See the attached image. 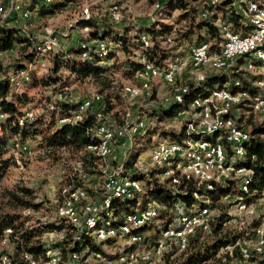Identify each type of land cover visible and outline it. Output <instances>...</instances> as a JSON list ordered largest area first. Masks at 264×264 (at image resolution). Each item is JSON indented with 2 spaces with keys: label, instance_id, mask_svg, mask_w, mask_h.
<instances>
[{
  "label": "trees",
  "instance_id": "trees-1",
  "mask_svg": "<svg viewBox=\"0 0 264 264\" xmlns=\"http://www.w3.org/2000/svg\"><path fill=\"white\" fill-rule=\"evenodd\" d=\"M68 1L70 0H27L23 9L30 12L29 17L33 14L43 17L63 9ZM207 1L161 0V4L159 3V7H157L158 11L161 12V17L151 22V24L135 29L134 32L133 27L129 26L119 30L107 22L100 24L93 16L90 19H80L76 25L79 28H87V37H81L64 48L60 45V48L56 51L43 49L41 40L32 37L24 29L11 25L13 18L0 16V51L10 50L15 44L20 46L18 56L10 66L12 74L8 75L0 61V172L11 161L10 156L4 157L9 151L10 141L13 146L17 143L22 150L21 147L26 146V140L36 139L39 147L48 150L47 152L71 151L74 162L80 161L85 172L91 175H100V169L99 167L97 169L96 161L98 159V165L101 164V157L98 155L97 158L95 153L87 150L88 145L98 141L95 129L99 122H106L107 119L113 120L115 123H111L115 125L122 126L127 117L124 109L123 112L121 111L122 114L120 113L125 100L121 95L120 88L122 85H114V79L107 74L113 68H117L123 71L125 78H132L133 80L135 72L142 65L140 59L137 58H140L143 54L141 41L143 34L148 35L152 43L145 50L146 59L158 66H163L166 62L174 61L175 58L184 55V50L181 49L186 48L183 46L186 42L190 43L189 48L191 45L208 42L210 51L218 52L225 38L221 31L222 25L216 22L217 19L229 26L233 33H241L243 36L251 31L252 27L248 22L247 14L244 15V21H242V16L239 13V5H244V0H219L218 3ZM247 1L250 0H246V6L248 7ZM252 1L264 5V0ZM174 10H178L179 13L175 17L176 23L171 24L165 20L170 17L171 12ZM200 10L209 12V15L199 18ZM180 22L183 25H180ZM111 23L115 22L111 21ZM170 35L175 43L174 51L165 48L163 45V43L166 44V38L168 39ZM98 41L105 46L102 57L97 55ZM260 47L264 49V43ZM117 51L123 54L122 58L117 57ZM136 52L138 55L135 54ZM83 53H85L84 56ZM248 54L237 56L234 66L229 70L206 71L204 78L199 81L187 79L185 84L188 89L184 93L182 101L175 102L167 99L163 105L153 109L151 115L157 119V122L165 117L178 115L180 112L188 110L189 104L195 97L207 96L221 88H226L232 92L247 91L249 96L262 93V88L256 85L255 82L261 80L263 75L250 76L248 69L244 67L249 59L253 60L254 63L256 61V65L260 62H257L258 60L251 54ZM45 57L50 62L49 69L37 75L36 66ZM62 68L67 71V77L58 73ZM22 75L26 77H22ZM28 78L27 83L30 87L39 85L44 88L43 106H41L42 110L38 114L31 110L32 108L25 107L32 101L28 93L26 91L17 93L13 88L21 82L25 83ZM89 78L95 82V92L100 97V100H94L91 104L99 103L102 106L101 113H93L96 107L93 108V111L87 108L82 119L60 122L61 119L72 116L79 104L84 101L83 98H85L84 96L78 101L69 100L66 91L63 89L65 87L63 82L68 80L77 82ZM135 81L137 80L135 79ZM59 93H64L63 97L59 96ZM149 96L153 100L155 92L153 91ZM88 97L90 96L88 95ZM246 99L234 104L228 112V116L235 121L238 127H242L246 134L247 130L249 132V137H247L244 145V156L237 157L233 161L236 167H245L251 170L247 182L248 191L241 188V184L244 183V177L242 176L224 177L226 180L222 182L211 181V184H209L211 186H197L194 183L197 180H186L178 171H172L168 180L180 183L176 186L177 188H174L170 186L167 178L160 179L163 168L141 171L136 166L135 162L141 151L139 145H141L144 136L150 134H158L161 137L160 139L176 140L182 143L188 140L200 139H207L211 142L221 140L220 142L225 145L227 158L229 159L232 156L231 150L221 131L207 133L201 129L190 130V127L186 126L187 119H184L178 130L166 129L158 125L149 128L146 125L141 132L132 135L131 148L123 160V173L142 180L143 190L142 192L141 190L132 191L128 195L112 198L111 209L114 217L133 210L130 209L131 206L146 207L147 205H144L146 200H153L157 205L158 211L154 219L165 227L174 223L182 211L189 212L190 209L205 206L215 210L213 219L209 221V228L206 231H199L188 236L187 239L189 240H187L185 250L179 254H170V258L166 257L165 261H162L163 264H231L232 261H223V258L221 259V256L218 255L220 249L226 247L230 250L229 254L228 252L224 253V257L236 258L238 262L247 261L251 264L255 262V257L259 256L255 253L248 256L243 255L240 245L231 247L241 239L246 238L261 223L260 220L253 218L247 226L248 228L254 226L247 235H245L247 229H240L236 223L235 225L231 224L234 218V215L230 212L231 208L237 203L243 205L256 203L263 196L264 189V119L258 120L255 117L257 114L251 111L247 105L249 98ZM27 112H31L32 116L27 117ZM131 117L133 119L130 120L133 121L136 118L146 116L140 114ZM19 120H21V123ZM189 120L192 126H196L194 119ZM144 130L147 135L142 134ZM72 174L73 177H70ZM76 177L79 178L73 167V171L64 182L65 185L82 187L94 198L101 195L100 192L103 188L101 186L100 189L98 186L100 181L95 188L85 187L76 182ZM5 195L8 196L9 200L7 204L17 211L0 213V241L5 236L4 230L6 228L12 231L6 235V245L0 243V254H8L9 264H29L24 256L25 254L31 255L34 259L43 258L45 250L41 235L51 228H73L69 223L64 222L62 218L42 220L26 212V210L37 212L44 208L50 211L52 208L45 207L42 201L32 202L34 199L33 189L29 187L19 186L17 191L8 190ZM102 196H104L103 193L100 198ZM222 197L231 198L221 200ZM177 202L180 203L181 207L179 206L174 210L173 218L170 220L169 216L172 208ZM145 228L138 229V232L145 231ZM71 234H67V239L59 243L62 259H65L68 250H72L75 246L70 243ZM84 237L82 236V240L86 239ZM52 247H55V245ZM94 247L100 249L98 244H95ZM255 263L261 264L262 262Z\"/></svg>",
  "mask_w": 264,
  "mask_h": 264
},
{
  "label": "rangeland",
  "instance_id": "rangeland-1",
  "mask_svg": "<svg viewBox=\"0 0 264 264\" xmlns=\"http://www.w3.org/2000/svg\"><path fill=\"white\" fill-rule=\"evenodd\" d=\"M25 7V2L27 0H20ZM51 1V0H49ZM112 1L115 3H119L118 5V11L116 17H122V20L118 23H111L109 21V15L111 10ZM214 1V0H213ZM159 3L161 4V0H70L67 2V4L63 7V9L56 11L52 15L43 16L40 17L38 15H31L30 17H23L21 14H26V10L23 9V7H20L19 4H11V8L9 9V14H7L6 17L13 18L11 20V25L20 27L21 29H24L27 31L32 37H35L42 41L43 43V49L45 50H51L56 51L60 48V45L62 48L66 47L67 45H70L71 43L76 42L81 37H87L86 30L87 28H79L76 23L80 19H90L92 16L97 20L98 23H109L112 27L116 29H123L125 26L133 27V32L137 28H141L144 25L151 24V22L156 21L157 18H160V11H158ZM163 4V2H162ZM6 5V0H0V16L4 18V11L2 9V6ZM205 12V11H204ZM179 11L174 10L171 12L170 17L165 20L168 23L174 24L176 23L175 17H177ZM204 17V16H203ZM180 25H183L182 22H180ZM174 27L176 25H173ZM144 35V34H143ZM170 38H166V44L163 43L164 47L167 49H172L174 51L173 47L174 42L172 39V36H168ZM51 39H54L55 42L54 46L51 45ZM189 44L186 42L183 46L186 47L183 53L184 55L182 57H178L176 59H181V61H187L188 59V51H189ZM192 45L190 46V48ZM40 48V47H39ZM20 51V46L15 44L10 50L3 51L0 54V61L2 65L5 67L6 72L8 75L12 74V71L10 70L11 63L14 61V59L18 56V52ZM136 55L137 52L135 53ZM117 57L122 58L123 54L121 52L117 51ZM137 57V56H134ZM113 61V60H112ZM40 64L36 66L37 75L46 72L49 69V60L45 57L44 59L39 61ZM111 63V61H109ZM164 66V65H163ZM257 67L249 68L248 66H244L248 69V74L250 76H260L261 74L264 76V64L258 63L256 65ZM43 71V72H42ZM207 71V70H206ZM205 71V72H206ZM247 71V70H246ZM204 72V73H205ZM60 75L67 77L68 73L65 69L59 70ZM136 73V72H135ZM123 71L121 69L113 68L107 75H109L111 78L114 79V85H122L120 89H122V93L124 94V107L120 110L123 112V109L127 115L126 120H129V113L130 115H140L145 114V116L148 118V125L149 128L153 127L154 125L163 126L164 128L168 129H174L178 130L181 124L183 123L184 119H194L195 115L191 111H185L184 115L180 112L178 115H174L172 117H165L161 121L157 122V119L151 115L153 112V109H156L158 106L163 105L167 100L169 99V92L170 87L167 83H165L160 78H153L151 80L150 88L151 92L149 95L154 91L155 92V98L153 100L150 99V96H147V86H145V83H139V89L140 93L137 96L134 97H127L124 93V87L128 85H133L136 87L137 81H135V74L134 78H125L123 75ZM180 79L184 77L183 72L178 74ZM26 77L25 75H22V77ZM184 79V78H183ZM186 79H191L186 74ZM26 82H21L18 86H14V90L17 93L27 92L28 95L32 98V101L27 104L26 108H32L31 110L35 111L37 114L42 110L41 106L45 97V92L43 86L35 85L33 87H30L29 84ZM65 84L64 91H66V95L69 100L71 101H78L82 97L90 98L88 101L92 103L94 100H100V97L96 94V84L92 79H85L83 81H77L74 82L73 80H68L66 82H63ZM257 85V84H256ZM264 85V84H263ZM263 85H260L261 87H264ZM212 92L209 94L211 95ZM88 95L90 97H88ZM93 98V100H91ZM247 100V99H246ZM249 100V99H248ZM249 102V101H248ZM247 105L250 107L249 103ZM129 112V113H128ZM122 114V113H121ZM256 114V113H255ZM254 114V115H255ZM258 115H255V117L258 120H263L257 117ZM133 119V117H131ZM135 118V117H134ZM143 119L145 117H142ZM1 119V118H0ZM107 119V118H106ZM141 119V118H136ZM107 121L114 122L113 120L107 119ZM132 122V120H129ZM134 121V120H133ZM115 123V122H114ZM114 126H118L115 125ZM145 130L142 132L143 135L145 134ZM127 144L125 146H121L120 144H123V142L119 141L120 139H116L115 142H113V145H110V154L109 156L103 160L101 164L98 165L100 170H105L107 167H111V156L113 153V156L117 159V161L121 160L123 157V160L125 159L126 155L128 154L131 145H132V135L125 136ZM161 137L158 134H150L147 136H144L142 139L141 145V151L139 152L136 160V166L138 170L141 171H149L153 169L154 167L150 163L149 159V150L151 148V145L158 141H162L163 139H160ZM166 140V139H164ZM186 141V140H184ZM183 141V142H184ZM26 149L25 147H21L22 150L19 147L13 146V143L10 141L9 151L4 155V157H11L10 158V164L4 168L0 172V213H6V212H13L16 211L14 208H11L7 203H9L8 196L5 194L8 190L17 191L19 186L29 187L33 189V196L34 199L32 202H40L42 201L45 204V207H52L55 203V199L58 196L59 189L62 184L66 181L69 174L73 171V167L75 168L76 172V162H74V157L72 156L71 151H58V152H47L48 150H45L44 148H40L38 144V140H26ZM170 169L169 167H165ZM172 171H170L168 174H160V179L167 178V175L171 174ZM105 172H100L99 174L94 175L93 177H86V182L88 185H92V187H96L97 183L98 186L101 189L102 181L104 177ZM70 177H73V174L70 175ZM69 177V178H70ZM222 177L230 178L232 177L230 174H227L226 172L222 173ZM241 177V176H237ZM141 184H142V180ZM168 183L171 187L177 188L176 186L180 183H174L171 180H168ZM86 187V186H85ZM142 192V191H141ZM232 197V196H231ZM101 199V198H100ZM229 197L224 198L222 197L221 200H228ZM86 202L90 203H96L97 196L94 198L90 196L87 192V198L85 200ZM138 201V200H137ZM136 201V202H137ZM209 203V201H207ZM139 204V203H138ZM239 204L237 203L235 206L231 208V214L234 215V217H241L242 216V209L246 208L248 205H245L242 209H239ZM254 204V203H251ZM149 205L150 208H153L155 213L158 211L157 205L154 203L153 200H146V203L144 204ZM52 208L50 211L47 209H41L37 212H30L26 210V212L31 213L37 217H39L42 220L50 219L52 218ZM134 208H142L140 205L131 206L130 209ZM255 209L253 211V217L250 218L246 224L247 229L245 231V235L250 231V228H248V223H250L253 218H256L257 220L261 221V215L262 211L264 210V189H263V196L259 198V200L255 203ZM47 210V211H46ZM17 212V211H16ZM208 214L212 218L215 214V210L213 208H209ZM160 222L158 220H155L145 228V231H147L148 228H152V231H149L148 235H155L157 234V229L160 226ZM231 224L235 225V221H231ZM261 224V223H260ZM260 224L256 226L253 231L249 235H253V237L257 236L258 234H261L264 232V230H258L256 229L260 227ZM195 234V233H194ZM248 235V236H249ZM246 236V237H248ZM244 239V238H243ZM241 239L238 241L240 246H243V242ZM154 238L150 236V244H152ZM251 240H255V238H252ZM250 240V243L253 241ZM105 245L102 246V249L107 252L110 255H114L115 252H121L124 245L121 241H115L113 243L105 242ZM109 244V245H108ZM142 247H139L141 249ZM220 249L218 252V255L221 256V259L223 258V261L226 260L227 257H224V253L228 252L230 249ZM239 263H247V261L239 262ZM157 264H163L162 261H159ZM232 264V263H231Z\"/></svg>",
  "mask_w": 264,
  "mask_h": 264
},
{
  "label": "bare ground",
  "instance_id": "bare-ground-1",
  "mask_svg": "<svg viewBox=\"0 0 264 264\" xmlns=\"http://www.w3.org/2000/svg\"><path fill=\"white\" fill-rule=\"evenodd\" d=\"M247 2H248L247 18H248V22L251 25L252 29L248 34L243 35L242 37H251V35L255 33L258 29H264V5H260L258 2H255L252 0L247 1ZM109 11H110V14H115L117 16L116 13L118 11V5L112 4L111 10ZM26 14H27V11H26ZM252 17H255V21H252ZM221 31L223 33V26L221 27ZM230 32L233 33L231 30ZM257 39L261 41L258 43H252L250 46H247L240 53H238L237 56L249 53L248 55L251 54V56H253L254 58H256V60H258L257 62H260V64L261 63L264 64V49L260 47L264 43V32H257ZM141 41H142V36H141ZM204 44L205 42L192 45L191 48L202 47ZM99 45L101 46H99L97 55L99 57H102L105 51V46L103 43H100V42H99ZM142 47H143V41H142ZM206 53L207 54H218V53H221V48L219 49L218 52L216 51L212 52L209 49V45H207ZM255 54H259V55H255ZM82 55L84 56L85 53H83ZM142 55L140 56V58L142 57ZM141 63H142L141 67L136 71L135 74L139 72H144L147 70V62L141 61ZM250 63H254L253 60L251 59L247 60L244 66H248L249 68L257 67L255 64L256 61L254 64H250ZM149 67L153 68V70L159 75H170L172 73V65L158 66L154 64L153 62L149 61ZM206 70L207 69H194V72H186V74L189 78H191L192 81L193 80L198 81V79L202 80L204 78L205 76L204 72ZM255 83L260 88H262V93H257L255 95L249 96L247 91L232 92L226 88H221L216 91H213L211 95H207L204 97H199V96L195 97L192 100V102L189 104L188 110L186 111H189L191 109V112L193 113V115H195L196 126H200L201 113L199 111V108H192V107L197 102H206L209 99L223 93L225 90L227 94H239L240 93L242 95L247 96L246 98H249L248 103L250 105L251 111H253L259 116V112L254 111V109L258 103H262V109H264V87L260 86V85H263L261 80H258ZM145 86H146V83H145ZM131 88H136V87L133 85H128L124 87V93L127 97L131 98V97L137 96L140 93L139 88L135 90V93H131ZM186 90L179 92L176 98L174 99V101L175 102L182 101L183 95L186 92ZM246 98L244 99L246 100ZM241 101H242V97L240 96H229V105H231V107L234 104L241 102ZM87 108L88 106L86 105V100L84 99V101L81 104H79L78 108H76L72 116L65 117L61 120H65L69 122L71 119L80 120L82 119V116L85 114V110ZM184 112L185 111H182L181 113H184ZM31 116H32V113L29 112V117ZM228 120H232V118L228 116V112H222L221 114L218 115L217 126H213L206 130L204 129H201V130L207 133H214L216 131L222 132V130H225V135L227 137H237V134L246 135V132L242 127H238L235 124V122L227 123ZM143 121H144L143 118L134 120L132 122L128 121L127 126H124V136L126 135L130 136V135H134V134L141 132V130L147 124V123H144V125L141 126L143 124ZM19 122L21 123V120H19ZM95 134L98 137V141L97 143L88 145L87 150L89 152L95 153L96 155H98L99 153V156L101 157V160L103 162V160L106 159L110 154V145H104L103 149L101 150L102 144L113 143L116 141V139H120L119 141L123 142V137L112 128H103L102 126H99V123L95 129ZM247 137L249 136H244L242 138L233 140V148H235L237 154L236 155L232 154V156L229 159L227 158L225 145L222 142H220L221 140L220 141L216 140L214 142H211L207 139H200V140H188L182 143L176 140H164L163 139L162 141H158L154 143L153 145H151V147L184 146L181 149V151L170 150V152L167 153L165 167L170 168L167 170V174L170 171H178V173L181 176H183L186 180L193 179L197 181H201L202 177L215 176V168H212L209 165H200L198 167H190V170H185L186 163H188L189 160L193 156H195V161L210 160L211 158H214V150L200 149L199 146H193L191 145V143L205 144L208 147H219V157H225V163H220V167H218V177L223 178L222 173L224 172H226L227 174H230L232 177H237V176L244 177L243 171H247L249 169L245 167H236L233 164V161L237 157L241 158L244 156L245 154L244 145L246 143ZM224 140L226 143H228L227 138L224 137ZM149 159H150L151 165L154 168L164 169V167L162 166V161H156V155L152 154L151 148L149 150ZM161 174L162 175L165 174L164 170ZM248 176H250V172L243 178L244 183L241 184V188L244 191H248L247 189ZM214 182H217V181H214ZM124 184H141V181L140 179H135V178L125 175L123 173V170H116L115 171V185L107 186V193H103L104 196H102L100 199V205H99L98 211L94 213L92 217L88 221L85 222L84 225H82V231H76L75 223L72 219L77 218V216H86L87 210H88V207H90V204H96V203H90L88 201L87 202L85 201L87 198V192L82 187H74L72 185H69L70 192L79 193L80 195L85 197V198L79 199V201L73 202V204L71 205V208L70 207H60V214L64 216V218H62L63 221L69 223V225H71V227L73 228L72 229L51 228L45 231L41 235V240L44 242V250H45L44 257L40 259H34L31 255L25 254L24 256L28 260L29 264H72V260H66V259H69L70 257L75 258L76 264H119V262H117L116 260H112L115 258V254L114 255L108 254L102 249V246L105 245L104 244L105 242L113 243L117 241L119 237L122 236L123 228H125L123 231V239L126 241H131V245L134 246V252L125 253L126 264H138V261H143L144 257L153 256L156 252V247H162V246L170 244V234H164V233H177L179 231H182V237H184V239H187L188 236L193 235L195 233V230H184L186 228L188 221H192L195 218L201 217L206 212H207V218H211L210 215L208 214L209 208L206 206L196 208V209H190L189 212L182 211L181 214L175 219L174 223L166 227L160 224L159 228L157 229V234L153 236L148 235V240H146V242H139L138 237H136L139 234L138 229L142 227H148L154 221V217L156 213L153 208H150L149 205H147L144 208H140V209L134 208L133 210H130L129 212L121 213L118 216L114 217L113 211L111 209L112 198L122 197V196L130 194L132 191L140 190V187L124 185ZM105 185H106V172L104 173V177L102 181L103 189ZM116 186H121L117 192H116ZM208 186H211V185H208ZM238 207L239 209H242L244 205L239 204ZM150 212L152 215H154V217L146 218L144 220V224H136V219L139 216H142L144 214H149ZM262 216H264V210L262 211V215H261V223H262ZM210 220L212 219H201V229H208ZM260 227H261V224H260ZM260 227H258L256 231H258ZM9 230H10L9 228H6L4 230L5 236L0 241L2 245H6V242H7L6 235L9 234ZM49 232H52V233L49 234V242H46V233H49ZM69 233H72L71 234L72 236L70 238L71 239L70 243L74 244L75 246L72 250H68L65 256V259H62V255L59 250V243L63 240H66L67 234ZM82 236H85L86 239L82 240ZM150 236L154 238L152 244H150ZM252 238H255V240L252 243H250V240ZM118 241H121L124 245L121 252H125L126 242L123 240H118ZM242 242L244 245L240 246V248H241V253L243 255L248 256L251 253H255L257 255L264 254V232L261 234H258L255 237H253V235H249L248 237L244 238ZM186 243L187 241L185 242V247H186ZM95 244H98L100 246V249L95 248L94 247ZM53 245H55V247H52ZM87 247H89L90 250H86ZM139 247H142V248L139 249ZM9 261H10V258L8 254L6 253L0 254V264H9ZM251 264H256V263L252 262Z\"/></svg>",
  "mask_w": 264,
  "mask_h": 264
},
{
  "label": "built area",
  "instance_id": "built-area-1",
  "mask_svg": "<svg viewBox=\"0 0 264 264\" xmlns=\"http://www.w3.org/2000/svg\"><path fill=\"white\" fill-rule=\"evenodd\" d=\"M207 1V0H206ZM244 5H239V13L242 16V21H244V15L248 14V7L246 6V0ZM207 2H216L218 3L219 0L214 1H207ZM11 4H19L20 7H23V4L20 0H6V5L2 6V9L4 11V18L9 14V9L11 8ZM112 4H117L112 1ZM30 12L27 11V14H21L23 17L27 18L29 17ZM109 19L112 22L118 23L122 20V17H116L115 14H109ZM204 15H209L208 12H202L200 10L199 18H203ZM252 21H255V17H252ZM217 23L222 24L223 26V37L225 40L223 41L221 45V53L218 54H207L206 53V46L209 45L208 42H206L202 47L198 48H190L188 51V59L187 61H181V59H176L171 62H166L165 65H172V73L170 75H159L157 74L153 68L149 67V61L146 60V52L145 50L151 46V40L148 35H142V41H143V55L140 59L142 62H147V70L144 72H139L135 74V79L137 80L136 88H131V93H135V90L139 88V83H146L147 86V96H149V93L151 92L150 84L151 80L153 78H160L165 83H167L170 87L169 92V101L174 100L179 92L188 89V86L185 84L186 79V72H194V69H207V72L210 70L215 71H221V70H229L231 69L236 61V56L238 53H240L243 49H245L247 46H250L252 43H258L261 40L257 39V32H264V29H258L255 33L251 35V37H242L241 33H231L230 27L226 26V24L221 23L219 19L216 20ZM87 31V29H85ZM55 42L54 39H51V45L54 46ZM97 46L99 45V41L97 42ZM2 51H0V54ZM259 55V54H255ZM254 64V63H250ZM181 72H183L184 79H180L179 75ZM1 76V74H0ZM200 79H198L199 81ZM262 84H264L263 76L261 77ZM59 96L63 97L64 93H59ZM121 95L124 97V94L122 93L121 89ZM229 96H240L242 97V101L247 96L242 94H227L224 90L223 93L209 99L206 102H197L192 108H199V111L201 113V121L200 126H192L190 124V120L187 119L186 126L190 127L191 129H208L213 126H217V118L218 115L222 112H229L230 109H232L231 105H229ZM86 100V105L90 109V111H93V108L96 107V109L93 111V113H101L102 106L97 104H90L88 99L85 97L83 98ZM191 111V109L189 110ZM254 111L259 112V118L264 119V109H262V103H258L254 109ZM129 113V112H128ZM185 113H182L184 115ZM26 116L29 117V112L26 113ZM132 115L129 113V119ZM129 121V120H128ZM128 121H123L122 126H114V123L111 122H99V126H102L103 128H112L114 129L118 134H120L123 137V144H120L121 146H125L127 144L126 138L124 136V126H127ZM60 122H65V120H61ZM234 120H228L227 123H233ZM148 123V118L145 117L143 124ZM222 136L228 139V145L231 150V154L236 155L237 152L235 148H233V140H236L238 138H242L244 136H249V132L247 130L246 135H238L237 137H227L225 135V130H222ZM104 145H113V143H106L102 144L101 150L103 149ZM193 146H199L200 149H209L214 150V158H211L210 160L205 161H195V156H193L188 163H186V169L190 170V167H198L200 165H209L212 168H215V176L210 177H202L201 181H194V183L199 186H208L211 184V181H224L226 179L219 178L218 177V167H220V163H225V157H219V147H208L205 144H195L191 143ZM15 147H19L17 143H15ZM184 146H169V147H160L155 146L151 147L152 154L156 155V161H162V166L164 167V173L167 174V168H165V161H166V155L170 150H179ZM100 150V151H101ZM99 151V152H100ZM99 155V153H98ZM97 155V158H98ZM96 166L98 169V159L96 161ZM116 170H123V157L121 160L117 161V159L113 156H111V167H107L105 170H99L100 172H106V185L104 189L100 192L107 193V186L108 185H115V171ZM124 171V170H123ZM76 182H79L81 186H91L88 185L86 182V177H93L94 174H89L85 172L82 168V164L80 161L76 162ZM244 177L251 172V170L243 171ZM168 180V175H167ZM240 180V179H239ZM124 185H131L135 187H140V190L143 189L142 184H124ZM121 186H116V192ZM98 194V192H96ZM97 197L96 204H90V207H88L86 216H77V218L72 219L75 223L76 231H82V225L85 224L86 221H88L94 213H96L99 209L100 205V196ZM85 198L79 193H72L69 191V185H65V183L60 187L59 193L57 198L55 199V203L52 208V218L49 220L54 219H61L64 218L60 214V207H70L73 204V202L79 201V199ZM227 198V197H224ZM231 198V197H229ZM237 199V198H233ZM180 206V203H175L174 208H172L171 215L169 216L170 220L173 218V212L176 208ZM255 209V203L250 204V206H247L246 208L242 209V216L241 217H234L233 221L238 225L240 229H245L246 224L250 218L253 217V211ZM231 212V210H230ZM154 217V215L151 214H144L142 216H139L136 219V224H144V220L146 218ZM201 219H213V218H207V212L202 215L201 217L195 218L192 221H188L186 228L184 230H195V234L199 231H206L207 229H201ZM125 228L122 229V236L119 237L118 240H123L126 242V249L125 252H115V258L112 260H116L119 262V264H126L125 261V253L134 252V246L131 245V241H126L123 239V231ZM259 230H264V216H262V223ZM149 231H152L151 228H148V231L139 232V234L136 236L139 239V242H146L148 240V233ZM12 231L9 230V233ZM52 232L46 233V242H49V234ZM164 234H170V244L162 246V247H156V252L151 257H144L143 261H138V264H157L159 261H165L166 257L170 258V254H179L181 251L185 250V242L188 239H184L182 237V231H179L177 233H164ZM60 241V240H59ZM253 241V240H252ZM239 246V243L231 246V247H237ZM228 248V247H226ZM226 248H223L226 249ZM86 250H90L89 247L86 248ZM221 250V251H223ZM101 255V254H100ZM66 260H72V264H76L75 258L70 257ZM225 261H232V264H247V263H239L237 259L235 258H226ZM255 262H262L264 264V254L259 255L255 257Z\"/></svg>",
  "mask_w": 264,
  "mask_h": 264
}]
</instances>
